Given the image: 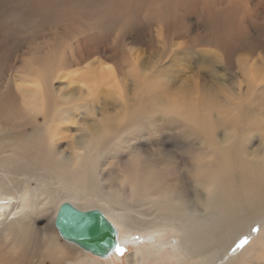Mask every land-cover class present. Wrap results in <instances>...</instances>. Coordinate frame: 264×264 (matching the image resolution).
Instances as JSON below:
<instances>
[{"label": "bare ground", "instance_id": "1", "mask_svg": "<svg viewBox=\"0 0 264 264\" xmlns=\"http://www.w3.org/2000/svg\"><path fill=\"white\" fill-rule=\"evenodd\" d=\"M101 2L87 7L88 18L82 19L83 26L88 27L86 23L90 24L94 17L101 28L93 41L84 42V47L94 54L102 53L103 59L107 56L121 63L112 70L103 61H94L95 55L90 58L83 50L82 55L71 56L68 66L84 58L97 65L90 62L75 71L76 77L66 70H62V74L67 73L70 81H78L92 94L97 85L119 81L117 77L109 79L113 71L118 75L133 65L134 81H140L142 86L137 104L129 107L125 102L123 113L112 126L108 125L92 140L86 136L74 143L76 140L74 135L70 137L69 128L74 120L72 115L81 113H77L79 105L72 93L54 85L55 78H59L56 72L64 61L44 60L43 76L32 78L35 84L32 92L40 94V98L48 97L52 110L63 112L68 108L71 115L50 116L44 128L34 125L35 128L25 130L26 125H22L23 130L11 129V132L0 128V167L4 165L8 170L0 171V176L4 177L0 181V198L18 201L11 207L13 212L6 213L14 217L0 215V225H3L0 243L9 236L6 244L11 249L16 246L20 249L16 257L11 260L4 257L0 264H43V258H48L51 264H79L84 256L82 249H69L68 254L57 236L51 235L48 225L38 226L32 222L27 227L24 224V219L31 210L34 213L35 208L53 222L63 201L83 210L99 209L106 217L112 214L114 218L109 219L122 223L126 236L145 233L150 246L128 254L130 264H140L149 255H157L161 248V242H153L157 233H165L163 243L177 258L174 264H264V84L257 87L264 76L255 74L250 78L254 81L246 79L249 84L237 86L223 84L213 71H208L212 77L210 82L199 77L210 64L222 65L231 72L234 54L244 49L252 51L258 37L243 25L244 20L236 21L238 0H230L225 7H218V0ZM197 6L206 12L204 19L196 14ZM216 7L225 13H217ZM69 13L78 15L73 9ZM191 15L196 16L195 22L199 23H190ZM220 19L224 22L220 23ZM12 22L21 23L20 19ZM226 28L232 31L226 32ZM239 34L240 38L231 37ZM225 36L230 38L224 39ZM137 45L142 48L137 49ZM146 53L148 56L144 57ZM50 66L54 74L48 80ZM228 78L231 79L227 76L222 81ZM43 80L42 85L37 84ZM163 81L165 84L159 90L157 86ZM2 83L3 78H0V112ZM170 95L175 110L157 115L155 111L162 107L163 98ZM33 104L22 98L27 112L33 110ZM247 105L249 110L245 108ZM83 107V113H92V109ZM52 119L55 123L48 127ZM78 122L76 118L75 123ZM167 123H176L185 138L199 141V146L209 155L200 156L195 172H191L192 164L188 174L168 178L169 161L161 158L173 159L174 156L169 149L156 147L150 157L148 151H141L139 158L129 163V174L132 170L139 173L121 178L118 189L105 185L104 179L95 180L97 170L103 173V162L110 161L105 154L115 151L113 141L120 130L151 125L157 131L159 124ZM36 137L41 142L49 139L52 143L61 138L69 139V148L75 149V154L63 155L60 161L53 162L44 143H37ZM253 138L258 143H251ZM3 149L12 152L3 156ZM30 158L32 161L25 164L24 160ZM186 162L192 163L178 161ZM55 169L62 175L60 180L52 173ZM9 174H14L10 193L5 191ZM107 176L111 179L112 172ZM53 207L57 209L48 215ZM257 222L261 223V228L238 250L240 235L252 233L253 224ZM127 238L130 237L123 238V242H127Z\"/></svg>", "mask_w": 264, "mask_h": 264}, {"label": "rangeland", "instance_id": "2", "mask_svg": "<svg viewBox=\"0 0 264 264\" xmlns=\"http://www.w3.org/2000/svg\"><path fill=\"white\" fill-rule=\"evenodd\" d=\"M101 1L103 0H0V78H3L2 85H4L1 92L3 105H1L0 112V121H2L0 122V128L10 129V132L12 131L11 129L23 130L22 125H26L25 130L35 128L34 125L44 128L50 116L64 118L67 117V113L71 115L68 108L63 112L52 110L48 106V97L42 96L40 98V94L32 92V87L35 85L32 83V78L35 76H43V63L45 59L49 61L51 59H61L64 61V64L58 68L56 72L59 74V78H55L56 82L54 81V85L57 86V88H65L67 93H72L75 101L79 105L77 113H81L72 115L74 116V120L70 122L71 127L69 128L70 137L73 135L75 137L76 141L74 143H77L79 139L86 136L92 140L97 133L102 132L108 125L112 126V122L123 113L125 102L129 107L136 106L142 86L140 87V81H134L135 77L132 75L134 70L133 65L130 69L118 75L113 71V76L109 79L114 80L117 77L119 81L112 84L97 85L96 88L93 89L94 93L92 94H90L83 85L78 83V81H70L67 77V73L62 74V70H66V72H70V75L76 77L75 71L83 69L87 64L95 60L103 61V64L109 65L112 70L121 63L107 56L103 59L102 53L99 55L94 54L93 51L86 50L84 47V42L86 40L93 41L101 32V28L97 26L94 17L90 24L86 23L88 27L83 26L85 22H82V19L88 18L87 7L96 2L103 3ZM229 4L230 0H218L217 6L225 7ZM235 8L238 11L236 21L244 20L243 25L246 26L249 31L257 34L256 36L258 38L255 43H253V49L252 51L247 49L239 50L234 54L235 58L233 60V69L231 72L222 65L210 64L200 73L199 77L201 80L212 81V77L208 75L210 71L218 75L219 80L223 84L233 86H237L241 83L246 85L248 83L246 79L254 81L250 78L255 74H258V77L264 76V0H238ZM70 9L78 13L77 17L69 13ZM216 12L221 14L225 13L217 7ZM196 14L200 16L201 19L207 16L201 6L196 7ZM190 18V23H199L195 22V20H197L196 16L194 17L191 15ZM16 19H20L21 23L12 22V20ZM218 21L220 23L224 22H222V19ZM204 24H207V20L204 21ZM225 31L230 32L232 30L226 28ZM233 36H235V38H240V34L238 36L232 35L231 37L233 38ZM227 38L230 37H224V39ZM140 48H142L141 45H137V49ZM83 50H85L90 58L95 55L94 61L87 62L88 59L85 58L82 60L77 59V64L68 66L67 63L70 61L71 56H76L77 54L82 55ZM32 52L33 54L30 55ZM148 53L143 56L147 57ZM250 56L255 57L250 58ZM96 57L98 59H96ZM94 64L97 65V62H94ZM49 68L51 70V75L48 76V80H51L54 69L51 66ZM32 71L34 73H31ZM227 76H230L231 79L228 78V81H222V79ZM9 80L10 83L7 84ZM43 82L44 80L37 84L42 85ZM69 82L71 83L68 85ZM164 84L165 81L157 86V88L160 90ZM262 84H264V81L260 80L257 82V87H260ZM22 98L26 99L27 103H32V101L35 103L33 104L34 107L31 112H27V110L23 108ZM172 103L173 99L171 95L165 96L161 104L162 107H158L155 111L156 114L162 115L163 111L167 113L175 110ZM83 105L86 106L88 110L92 109V113H83ZM245 108L247 110L250 109L249 105L245 106ZM76 118H78V123H75ZM54 123L55 121L53 119L50 120L48 122V127H52ZM35 139L37 143H44V147L49 152L48 155L52 157L53 162L54 160L60 161L63 155L71 157L72 152L75 154V149L69 148V139L61 138L57 143H52L49 139L45 142L38 140V137ZM16 140H19V138H16ZM113 143L115 151L110 154H105V158H110V161L103 162V173H101V169L97 170L94 178L96 181L104 179L106 182L105 185H110L116 189H118L117 185L121 183V178L139 173L137 170H132L129 174V163L135 162V160L139 158L141 151H148V156L150 157L152 154L151 150L156 147L166 150L169 149L174 158H161V160L169 161L168 178L182 177L188 174L192 164L191 172H195L200 156L205 155L209 157L207 152L199 146V141L187 139L183 136L182 132L180 133L176 123L159 124L157 126V131H154L151 125H139L132 130H120L115 135ZM251 143H258L257 139L253 138ZM11 152L3 149L2 155L5 156ZM80 152L82 151L80 150ZM179 160H186L192 163L190 165L187 164V162L178 163ZM28 161H32V159L24 160L25 164H27ZM0 171L8 172L4 165L0 167ZM108 172H112L111 179H108ZM52 173L60 180L62 175H58L56 169L52 170ZM13 176L14 174H9V178L6 181V192L10 193L9 187L11 186V179ZM3 179L4 177L0 176V181ZM57 183L59 184V182ZM51 186L54 190L56 189L54 180L51 181ZM17 204L18 201L15 198L1 197L0 215L2 213L6 215L9 211L13 212L11 207ZM56 209V207L50 208L47 214L51 215ZM30 212L29 216L24 219V224L27 227L32 222L38 226L48 225L51 235L53 237H55V235L57 236L58 242L61 243V246H64V250H67L68 254L69 249L73 250L78 248L76 245L60 237L50 217L44 216L39 208H35L34 213L33 210ZM6 216L9 218L14 217L12 214ZM109 217H114L112 214H108L106 218L116 229L117 239L120 242V251H113L108 257L104 258L84 251V256L81 257L82 259L79 261V264H130L127 259L128 254L140 252L150 246L148 242L149 238L145 233L128 234L126 236V228L123 224L114 223ZM253 225L255 227L252 229V233L247 236L246 234H241L240 241H248L254 236V232L261 228L260 222ZM0 227H3V225H0ZM134 235H137V237H134ZM128 236L130 237L129 239L127 238L128 241L123 242V238ZM164 237L165 233L156 234L153 242H161L159 252L157 255H149V257L145 258L140 264L176 263L177 258L167 250L168 247L163 243L165 242ZM8 238L10 237H6L7 240L3 238L2 244L0 243V260L4 257L11 260V258L16 257L20 252L19 247L16 246L14 249H11L10 246L6 244ZM119 242H117V244ZM243 245L239 247L238 250H240ZM79 249L80 248H78V250ZM185 250L189 253L187 249ZM2 252L3 254H1ZM42 263L51 264L48 258H43Z\"/></svg>", "mask_w": 264, "mask_h": 264}, {"label": "water", "instance_id": "3", "mask_svg": "<svg viewBox=\"0 0 264 264\" xmlns=\"http://www.w3.org/2000/svg\"><path fill=\"white\" fill-rule=\"evenodd\" d=\"M53 224L63 240L92 255L104 258L120 247L114 225L99 209L83 210L63 201Z\"/></svg>", "mask_w": 264, "mask_h": 264}, {"label": "snow or ice", "instance_id": "4", "mask_svg": "<svg viewBox=\"0 0 264 264\" xmlns=\"http://www.w3.org/2000/svg\"><path fill=\"white\" fill-rule=\"evenodd\" d=\"M245 242H246V241L241 240L240 243L237 244V247H238V248L241 247ZM116 250H117V251H120V248H119L118 245L116 246Z\"/></svg>", "mask_w": 264, "mask_h": 264}]
</instances>
